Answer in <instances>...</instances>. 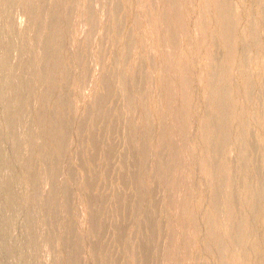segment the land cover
Wrapping results in <instances>:
<instances>
[{"label":"rangeland","instance_id":"obj_1","mask_svg":"<svg viewBox=\"0 0 264 264\" xmlns=\"http://www.w3.org/2000/svg\"><path fill=\"white\" fill-rule=\"evenodd\" d=\"M0 264H264V0H0Z\"/></svg>","mask_w":264,"mask_h":264}]
</instances>
